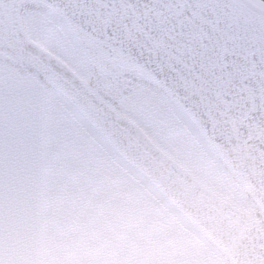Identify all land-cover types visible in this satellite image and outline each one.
I'll list each match as a JSON object with an SVG mask.
<instances>
[{
	"label": "snow or ice",
	"instance_id": "snow-or-ice-1",
	"mask_svg": "<svg viewBox=\"0 0 264 264\" xmlns=\"http://www.w3.org/2000/svg\"><path fill=\"white\" fill-rule=\"evenodd\" d=\"M0 264H264V0H0Z\"/></svg>",
	"mask_w": 264,
	"mask_h": 264
}]
</instances>
